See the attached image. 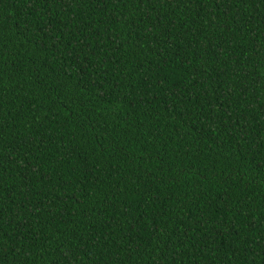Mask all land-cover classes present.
Here are the masks:
<instances>
[{
	"label": "trees",
	"instance_id": "trees-1",
	"mask_svg": "<svg viewBox=\"0 0 264 264\" xmlns=\"http://www.w3.org/2000/svg\"><path fill=\"white\" fill-rule=\"evenodd\" d=\"M0 264H264V0H0Z\"/></svg>",
	"mask_w": 264,
	"mask_h": 264
}]
</instances>
